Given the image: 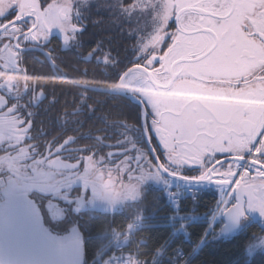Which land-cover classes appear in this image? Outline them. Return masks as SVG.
<instances>
[{"label": "flooded vegetation", "instance_id": "af4514ba", "mask_svg": "<svg viewBox=\"0 0 264 264\" xmlns=\"http://www.w3.org/2000/svg\"><path fill=\"white\" fill-rule=\"evenodd\" d=\"M197 1L173 13L169 4L171 20L174 13L179 20L170 27L175 37H160L147 50L142 49V36L125 33L123 27L118 34L127 38L128 45H111L116 41L108 18L101 25L94 21L92 7L79 9L74 3L67 15L59 7L51 26L41 13L59 0H35L37 4L14 0L1 9L0 30H6L2 34L27 35L29 43L23 44L26 52L19 71L0 70V80L7 84L0 93V224L10 206L31 207L44 232L58 238L70 232L75 242L83 243L92 220L138 206L152 191L164 194L184 184L171 178L166 183L146 180L158 173L143 167L128 178L123 175L133 155L139 159L138 154L147 153L142 139L149 135L143 124L144 105L132 96L142 98L139 89L144 80L154 88L157 102L166 96L184 102V124L194 113L219 117L225 110H264V89L252 87L264 79V8L255 7L264 0H227L231 6L226 9L216 0ZM205 2L208 8L201 7ZM186 14L191 18L181 23ZM236 18L242 22L238 29L229 25ZM45 33L56 36L44 35L41 40ZM69 35L72 40L66 44ZM198 36L196 46L177 53L180 38ZM212 49V55L205 57L202 50ZM0 54L15 55L11 47L0 48ZM89 56L111 59L105 67L85 62ZM186 73L191 76L183 77ZM134 74L139 79L132 81L129 77ZM8 95L17 98L6 101ZM163 114L158 108L160 124L155 131L171 150L179 138L164 126ZM260 127L264 124L257 126V132ZM233 139L241 144L244 137ZM181 158L198 161L195 155ZM183 174L200 178L198 169H185ZM82 185L92 194L85 196ZM199 186L221 195L214 184ZM252 228L264 231V216L256 210H248L240 222V230Z\"/></svg>", "mask_w": 264, "mask_h": 264}, {"label": "snow or ice", "instance_id": "6c2138e0", "mask_svg": "<svg viewBox=\"0 0 264 264\" xmlns=\"http://www.w3.org/2000/svg\"><path fill=\"white\" fill-rule=\"evenodd\" d=\"M216 2L217 6L223 5L225 9L231 6L227 0H216ZM255 7L264 8V4ZM233 12H235V7ZM229 15H232V13H229ZM13 23L22 24L23 21L13 20ZM178 23L179 20L174 13L170 21V27H174ZM37 27L39 28L40 25H37ZM3 31L6 30H0V48L7 50L8 47H11L15 55L4 56L0 54V70L19 71L26 52L23 44L29 43V37L19 34L5 37L2 34ZM44 35H50L51 39L56 36L45 33L40 36L41 40L44 39ZM71 40L72 37L69 35V39L65 43L70 44ZM9 41L11 43H7ZM32 42L35 43V41ZM17 45H20V47H17ZM202 51L207 57L211 56L215 49ZM110 59V57H102L95 60L93 56H89L85 62L104 64L107 67ZM84 75H87L86 70ZM129 78L135 81L139 79V76L134 74ZM252 87L258 91L264 89V79L257 80ZM5 88H7L6 82L0 80V93ZM132 96L139 105H144L142 109L143 124L147 126L149 135L142 136V139L147 143L148 148L146 154H138L139 159L136 155H133L127 161L128 168L123 173L125 178H128L129 174L139 172L143 167L148 169L149 172L158 173V175L146 177V180L151 179L166 183L167 179L171 178L174 181L182 180L195 184H214L221 191V207L219 210L228 217V227L235 226L248 210H256L261 216H264V142H262L264 141V127H260L257 132V126L264 124V110L257 112L225 110L219 117L213 116L211 113L206 116L194 113L188 116L187 124H182L181 128L177 130L179 142L174 143L171 150H169L165 147L167 141L162 143L161 138L155 131L156 126L160 124V121L156 118L158 112L156 104L152 100ZM16 98L8 95L5 100ZM6 106L7 104H5ZM2 110L0 109V111ZM149 117L152 119L149 120ZM184 118L183 114L177 117L179 120H184ZM203 133H208V135H203ZM237 135L244 137L241 144H236L233 139ZM176 138L174 136L173 140H176ZM205 141L209 143H205ZM221 141L224 142L223 146H221ZM202 145L207 148V151L203 150ZM132 151L136 152V149H132ZM185 154L187 156H198V161L186 162L185 159L181 158ZM160 165H164L169 171H165ZM185 169H198L199 174L197 176L200 178L192 179L193 176L184 175ZM171 173H175V175H171ZM184 176H187L188 179H182ZM82 192L85 196L89 192L92 194L91 190L84 188L83 185ZM71 195L72 193L69 192L70 197ZM72 203H75V201H72ZM28 231L29 242L53 255L59 254L65 257L67 264H76L77 246L70 232L58 238L44 232L38 226H32ZM128 241H131V239ZM262 244H264V235L255 237L253 241H250L246 246V250L251 252L254 247ZM132 249L133 247L127 252H121L115 261L110 258L107 264H141L140 256L142 254ZM157 254L161 253L157 252ZM142 264H149V262L144 260Z\"/></svg>", "mask_w": 264, "mask_h": 264}, {"label": "trees", "instance_id": "16d2710c", "mask_svg": "<svg viewBox=\"0 0 264 264\" xmlns=\"http://www.w3.org/2000/svg\"><path fill=\"white\" fill-rule=\"evenodd\" d=\"M46 1L51 2L53 0ZM91 10V14L95 16L93 20L100 23V25L104 22L102 19L105 18L106 21V18H108L106 24H108V29L111 31L110 33H113V38L116 41L111 45L116 47L123 43L122 45L126 47L128 45L127 38L123 37L124 40H122L118 34L122 29H119L114 25L110 17L101 14L102 12H100V10L98 11L94 7H92ZM115 27L117 28L115 29ZM100 28L101 27H98L97 30H100ZM124 30L125 33H127L126 31L128 30L126 28ZM206 192L202 206L205 205L206 207H209L215 204L217 198L212 192ZM187 209L188 208L184 207L180 213H188ZM202 209L200 211L201 213L204 212ZM140 214H145L146 216L155 215L157 218L176 216L175 212L165 206L163 191L155 190L147 194L144 201L138 206L125 209L121 213L110 214L106 216V218L92 220L89 224L88 232L85 233L87 235L83 236L85 264H99L98 261H96V258L106 247L109 240L108 236L114 230L125 229L126 225L133 219L139 217ZM174 230L173 227H161L160 224H155L151 228L142 232L140 236L146 240V244L142 247L141 257L145 260L151 261L156 256V253L159 252L168 242ZM205 231V224L198 223L191 225L187 230L190 236V243H187L183 238H180L175 241L173 246L169 249L168 256L171 258L174 256L175 248L177 246H181L185 254H191L195 246L199 245L202 241ZM260 235H264V231L252 228L247 229L246 231L241 230L236 237L214 238L210 240L201 251H199V254L189 264H264V249L252 256L249 255V251L246 250V246L249 242L253 241L255 237ZM162 264L170 263L164 261Z\"/></svg>", "mask_w": 264, "mask_h": 264}, {"label": "rangeland", "instance_id": "374dc122", "mask_svg": "<svg viewBox=\"0 0 264 264\" xmlns=\"http://www.w3.org/2000/svg\"><path fill=\"white\" fill-rule=\"evenodd\" d=\"M13 1L14 0H0V11L4 7L9 8L11 6V2ZM30 1L37 4L36 2H34L35 0H30ZM59 1L60 2L58 3L48 5L45 8V10L41 13L47 25L51 26V22H54L55 24V17L57 16L60 9L63 14L67 15L68 10H70L71 8V4L73 5L75 3V5H77L79 9L82 8L88 9L89 7H94L98 11L100 10V12L103 11L104 13H106V16L110 17L111 21H113L112 23L116 25L118 28L125 27L128 30V32H130V34L135 33L142 36L141 43L143 50H147L148 48H150L152 44L155 43V41L160 37H164V38H171L172 36L175 37V34L170 31L171 17H170L169 4L171 6V10H172L171 12L173 13L187 6H195L198 3L197 0H59ZM208 3L209 2L207 3L205 2V4L203 3L201 7L208 8L207 6ZM126 4L128 5L125 6ZM35 6L37 8V5ZM37 9L39 10L40 8ZM189 15L191 14H186L185 16H183L184 18H182L181 23L185 21V19L191 18ZM237 18L235 19L234 22H231V24H229L231 27L234 26L235 29H238V27L242 23L239 22V19ZM58 26L59 25H57V29ZM117 27H115V29ZM199 38H200L199 36L194 39L180 38L179 44L176 47L177 53H180L181 55L187 53V51H189L190 48L196 46V41ZM186 76H191V75H188L186 73L183 77ZM139 90L142 98L152 100L154 103L156 102L155 104L157 105V107L164 113L163 114L164 126L168 130H171L172 134L174 132L177 133V130L181 128L182 124H184L183 120L177 119V117L181 116L182 114L183 115L185 114V112H183L185 110L184 102L183 101L176 102L175 98L173 99L171 98L169 100L167 96L163 97L161 101L157 102L154 88L151 87L150 84L145 80ZM170 96H174V95H170ZM169 110L170 113H166ZM168 118L169 120L167 123ZM116 206L117 205H115V207ZM144 216L146 215L140 214L139 217L137 218H143ZM174 225L175 227L177 226V229L181 230L178 231V234H180V232H183L182 225H184V223L180 225L179 224H174ZM81 233L82 232L78 231L76 232V235L79 238H81ZM215 234L216 233L208 236L205 242H208L214 238L216 239L221 237V235H215ZM108 239H110L109 236ZM203 247H204V243L202 245V248ZM261 248H264V244L254 247L252 251L249 252V255L252 256L256 253L261 252L263 250Z\"/></svg>", "mask_w": 264, "mask_h": 264}, {"label": "built area", "instance_id": "2783aa9c", "mask_svg": "<svg viewBox=\"0 0 264 264\" xmlns=\"http://www.w3.org/2000/svg\"><path fill=\"white\" fill-rule=\"evenodd\" d=\"M205 192L198 187H183L176 190H169L165 194V206L175 211H181L184 207L188 208V213L180 214L177 219L173 217H143L131 221L125 229L121 231H115L111 235L108 246L98 256V260L102 256H106L105 260L101 264H107V261L111 258L113 261L120 255L121 252H127L132 247L134 251L142 253V247L146 244V240L140 236L147 228H151L155 224H160L161 227L173 225L179 223L182 225L183 232L178 234L176 230L174 235L168 240V242L159 251L161 254L148 261L149 264H162L164 261L170 264H189L198 254L197 250L191 254H185L181 246L175 248L174 256L171 258L168 256L169 249L173 246L176 240L183 236L187 242H190L188 235L185 232L186 227L195 223H206L208 232H213L223 225V212L220 211L221 199L216 204L206 207L203 204ZM203 208V209H202ZM201 209L204 211L201 214ZM130 232V235H129ZM218 233V232H217ZM131 239V241H128ZM145 259L140 256L141 264Z\"/></svg>", "mask_w": 264, "mask_h": 264}, {"label": "water", "instance_id": "95a60500", "mask_svg": "<svg viewBox=\"0 0 264 264\" xmlns=\"http://www.w3.org/2000/svg\"><path fill=\"white\" fill-rule=\"evenodd\" d=\"M185 11L179 13L181 16ZM188 185H199L185 182ZM242 219V218H241ZM228 227L229 220L224 215L225 226L221 230L224 238L235 237L240 231V222ZM32 226H40L36 212L29 207L10 206L8 213L0 224V264L4 258V264H67L66 258L57 254L53 255L46 250L29 242L28 229ZM76 264H85V251L82 242H76Z\"/></svg>", "mask_w": 264, "mask_h": 264}, {"label": "bare ground", "instance_id": "6f19581e", "mask_svg": "<svg viewBox=\"0 0 264 264\" xmlns=\"http://www.w3.org/2000/svg\"><path fill=\"white\" fill-rule=\"evenodd\" d=\"M203 243L200 244V246L197 248V252H199L202 249Z\"/></svg>", "mask_w": 264, "mask_h": 264}]
</instances>
